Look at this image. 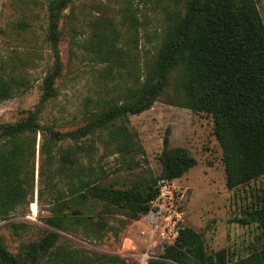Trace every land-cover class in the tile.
Listing matches in <instances>:
<instances>
[{
	"label": "rangeland",
	"instance_id": "374dc122",
	"mask_svg": "<svg viewBox=\"0 0 264 264\" xmlns=\"http://www.w3.org/2000/svg\"><path fill=\"white\" fill-rule=\"evenodd\" d=\"M46 2L0 0V75L23 72L31 82L25 92L0 102V124L14 123L38 110L36 120L40 126L26 167L33 187L31 200L0 214V240L17 264H31L24 246L38 243L54 231L47 223L53 214L54 194L43 187L45 178L39 176L40 163L46 164L41 143L50 132H58L59 136L57 141H50L52 153L74 145L89 148L90 158L85 150L78 152L81 164L94 166L104 178L103 183L116 188L130 187L138 179L160 173L159 155L165 138L169 148L182 147L196 160L180 177L160 183V193L146 212L129 218L121 209L99 200L94 203L89 223L59 231L51 250L60 246L94 259H101L98 254L117 255L120 260L115 264H146L174 241L179 226L201 233L207 252L224 249L229 262L260 249L259 224H242L238 218L253 207L264 206V174L237 187L226 186L212 115L169 101L174 73L150 107L127 115L126 124L139 143L136 151L115 152L107 139V128L79 133L107 108L116 92L141 77L143 65L182 15V5L169 0H70L58 21L60 67L53 83L55 95L41 104L43 80L53 70L52 50L45 38ZM254 3L264 25V0ZM21 20L27 21L28 27H19ZM99 29L113 31L123 53L118 63L107 65L92 58L90 42L95 37L93 31ZM75 133L77 137H73ZM2 143L0 137V146ZM129 154L135 160L131 165L124 162ZM56 210L77 211L67 203ZM46 257L47 253L37 264H46Z\"/></svg>",
	"mask_w": 264,
	"mask_h": 264
},
{
	"label": "trees",
	"instance_id": "16d2710c",
	"mask_svg": "<svg viewBox=\"0 0 264 264\" xmlns=\"http://www.w3.org/2000/svg\"><path fill=\"white\" fill-rule=\"evenodd\" d=\"M182 5L178 16L163 35L138 76L129 86L116 92L107 108L79 130L90 134L97 127L107 128V139L115 152L136 151L139 143L127 126V115L151 106L168 86L174 73L171 103L210 113L213 134L221 149L228 188L237 187L264 174V25L254 0H169ZM70 0H47L45 38L53 55L52 72L43 80L40 102L55 95L54 78L59 72L57 49L58 21ZM130 16L133 27L136 22ZM29 23L19 21V27ZM90 45L92 58L98 62L118 63L122 49L116 44L113 31H93ZM31 87L26 73L0 75V102ZM38 110L14 123L0 124V214L30 202L32 184L26 173L28 159L33 155L35 133L40 131L36 120ZM75 133L73 137H77ZM44 135V134H43ZM44 137V136H43ZM59 139L50 132L41 143L46 164L40 163L39 176L45 178L53 200V214L47 223L54 228L38 243L24 246L31 264L47 253L46 264H115L117 255L89 254L56 246L51 250L59 231L72 226H86L94 215V203L104 200L124 211L129 218L146 212L160 193V183L180 177L196 160L182 147H168L164 139L159 155L161 171L156 176L136 180L130 187L116 188L103 183L104 178L94 166L82 165L78 152L89 148L67 146L51 151L50 141ZM131 165L132 155L124 160ZM52 169H47L48 165ZM33 179V173H32ZM42 188L38 189V196ZM67 203L77 209L59 213L56 208ZM242 224L257 222L261 228L262 246L234 262L226 260L224 249L209 253L202 234L188 226H179L172 243L164 246L146 264H264V206L247 210L238 218ZM79 252V254H78ZM0 264H17L16 258L0 240Z\"/></svg>",
	"mask_w": 264,
	"mask_h": 264
},
{
	"label": "bare ground",
	"instance_id": "6f19581e",
	"mask_svg": "<svg viewBox=\"0 0 264 264\" xmlns=\"http://www.w3.org/2000/svg\"><path fill=\"white\" fill-rule=\"evenodd\" d=\"M31 205H32V204H31ZM35 210H36V209H35ZM35 210H34V211H35Z\"/></svg>",
	"mask_w": 264,
	"mask_h": 264
}]
</instances>
